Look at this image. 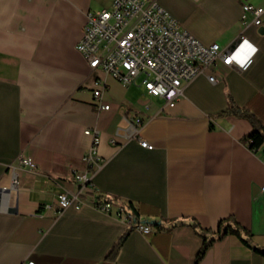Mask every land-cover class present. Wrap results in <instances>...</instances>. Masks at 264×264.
Segmentation results:
<instances>
[{
	"label": "crops",
	"instance_id": "obj_1",
	"mask_svg": "<svg viewBox=\"0 0 264 264\" xmlns=\"http://www.w3.org/2000/svg\"><path fill=\"white\" fill-rule=\"evenodd\" d=\"M159 3L205 45L235 49L244 31L251 62L243 68L247 56L236 55L218 82L200 75L170 106L140 79L92 70L77 50L87 12L110 0H0V264H194L203 248L196 264H264L243 240L264 248V145L252 149L251 122L225 113L248 109L264 125V17L241 22L244 3L264 0ZM97 88L109 109L95 105ZM86 128L99 133L89 170ZM87 170L81 205L60 213L58 194L77 193ZM134 210L151 233L127 225ZM228 217L244 231L217 238Z\"/></svg>",
	"mask_w": 264,
	"mask_h": 264
},
{
	"label": "built area",
	"instance_id": "obj_2",
	"mask_svg": "<svg viewBox=\"0 0 264 264\" xmlns=\"http://www.w3.org/2000/svg\"><path fill=\"white\" fill-rule=\"evenodd\" d=\"M264 6L251 3L243 4L241 22L247 28L250 24L261 25ZM255 47L244 31L238 36L236 48L222 47L218 43L205 45L188 31L181 28L177 18L169 13L159 0H110V4L99 10L87 12L83 34L77 43V50L92 70L102 69L123 84H131L140 79L147 93L161 97L173 106L182 95L185 84L200 75L216 83L221 79L219 66L229 67L242 52L246 68L251 62ZM102 89H95V105L99 110L109 109V104L101 100ZM137 117L134 123L142 124ZM85 134L91 135L92 145L86 157L89 168L99 163L97 145L98 130L86 128ZM143 147L152 149L153 145L142 139ZM264 157V152H263ZM22 163L31 169L35 163L31 158H22ZM78 175L80 188L77 193L62 191L58 194L60 213L72 204L81 205L80 194L91 182L90 172ZM264 194V184L260 187ZM94 205L103 212H110L112 203L97 199ZM122 210L117 212L122 216ZM129 227L143 234L153 231L150 224L143 223L131 214L124 218ZM26 264H35L29 260Z\"/></svg>",
	"mask_w": 264,
	"mask_h": 264
},
{
	"label": "trees",
	"instance_id": "obj_3",
	"mask_svg": "<svg viewBox=\"0 0 264 264\" xmlns=\"http://www.w3.org/2000/svg\"><path fill=\"white\" fill-rule=\"evenodd\" d=\"M225 113H232L236 116L244 117L247 118L251 124H252V129L251 131L247 134V136L244 138L246 142H248L249 146L254 149H260L264 145V125L260 121V119L253 113H251L248 109H241L237 106L228 108ZM90 184V183H89ZM88 184V185H89ZM100 199V198H99ZM107 200V199H106ZM111 202V200H108ZM112 203V202H111ZM133 214H137V212L134 210ZM229 220L228 223L224 224V220H222L219 224V228L216 232L217 238H222L229 232L237 233L240 235L241 232L244 231V228H242L237 222L232 217L226 218ZM122 237L115 243L113 246V249L111 250V253L109 255H112L122 244ZM216 238H213V240ZM243 240L251 247H253L256 251L260 252L261 254L264 255V248H261L256 245H252L250 242ZM204 252V248L199 252V254L195 257L194 264H196L200 258L202 257V254Z\"/></svg>",
	"mask_w": 264,
	"mask_h": 264
},
{
	"label": "water",
	"instance_id": "obj_4",
	"mask_svg": "<svg viewBox=\"0 0 264 264\" xmlns=\"http://www.w3.org/2000/svg\"><path fill=\"white\" fill-rule=\"evenodd\" d=\"M261 31L264 32V28H262Z\"/></svg>",
	"mask_w": 264,
	"mask_h": 264
},
{
	"label": "snow or ice",
	"instance_id": "obj_5",
	"mask_svg": "<svg viewBox=\"0 0 264 264\" xmlns=\"http://www.w3.org/2000/svg\"><path fill=\"white\" fill-rule=\"evenodd\" d=\"M253 51H254V49H253Z\"/></svg>",
	"mask_w": 264,
	"mask_h": 264
}]
</instances>
